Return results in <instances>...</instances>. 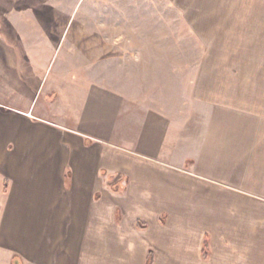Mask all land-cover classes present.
I'll use <instances>...</instances> for the list:
<instances>
[{
	"label": "crops",
	"instance_id": "obj_1",
	"mask_svg": "<svg viewBox=\"0 0 264 264\" xmlns=\"http://www.w3.org/2000/svg\"><path fill=\"white\" fill-rule=\"evenodd\" d=\"M76 65L40 107L0 101V264H190L172 251L191 229L208 230L201 262L212 229L229 234L226 250L232 233L259 236L264 102L168 107L146 97L134 63L106 85Z\"/></svg>",
	"mask_w": 264,
	"mask_h": 264
},
{
	"label": "rangeland",
	"instance_id": "obj_2",
	"mask_svg": "<svg viewBox=\"0 0 264 264\" xmlns=\"http://www.w3.org/2000/svg\"><path fill=\"white\" fill-rule=\"evenodd\" d=\"M0 36L13 38L0 43V101L9 108L54 99L50 86L63 66L76 64L84 76L93 65L106 85L108 74L118 80V70L134 63L146 97L168 107L188 95L196 103L264 102V0H0ZM201 231L208 230L176 237L173 258L264 264V227L253 228V238L231 231L228 250L226 231L206 232L209 257L202 262Z\"/></svg>",
	"mask_w": 264,
	"mask_h": 264
},
{
	"label": "trees",
	"instance_id": "obj_3",
	"mask_svg": "<svg viewBox=\"0 0 264 264\" xmlns=\"http://www.w3.org/2000/svg\"><path fill=\"white\" fill-rule=\"evenodd\" d=\"M139 226H140V227L142 226V228H145V226H143L141 223L139 224ZM207 238H208V237H207ZM209 248H210V244H209V240L207 239L206 242H205V244H204V252H203L204 259H206V260H207L208 257H209V254H207ZM151 256H153V252H150V257H151Z\"/></svg>",
	"mask_w": 264,
	"mask_h": 264
},
{
	"label": "water",
	"instance_id": "obj_4",
	"mask_svg": "<svg viewBox=\"0 0 264 264\" xmlns=\"http://www.w3.org/2000/svg\"><path fill=\"white\" fill-rule=\"evenodd\" d=\"M17 263V261L15 262V264Z\"/></svg>",
	"mask_w": 264,
	"mask_h": 264
}]
</instances>
